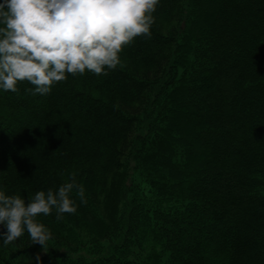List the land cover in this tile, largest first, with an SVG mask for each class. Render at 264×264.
Instances as JSON below:
<instances>
[{"label":"trees","instance_id":"1","mask_svg":"<svg viewBox=\"0 0 264 264\" xmlns=\"http://www.w3.org/2000/svg\"><path fill=\"white\" fill-rule=\"evenodd\" d=\"M153 16L106 76L0 90V191L27 202L75 174L87 199L0 264H264V0Z\"/></svg>","mask_w":264,"mask_h":264},{"label":"clouds","instance_id":"2","mask_svg":"<svg viewBox=\"0 0 264 264\" xmlns=\"http://www.w3.org/2000/svg\"><path fill=\"white\" fill-rule=\"evenodd\" d=\"M159 0H0V90L50 94L69 75L106 76L122 66L120 54L136 38L151 39ZM86 204L75 174L57 190L38 191L30 201L0 191V244H14L25 232L43 249L52 239L38 221L55 210L56 220L75 214L72 193ZM39 262V255L36 256Z\"/></svg>","mask_w":264,"mask_h":264}]
</instances>
